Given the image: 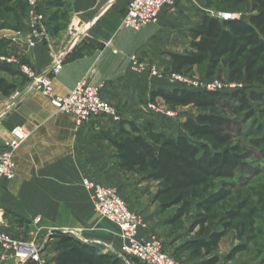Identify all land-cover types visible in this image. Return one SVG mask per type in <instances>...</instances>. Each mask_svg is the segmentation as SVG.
I'll return each instance as SVG.
<instances>
[{
  "label": "crops",
  "instance_id": "crops-1",
  "mask_svg": "<svg viewBox=\"0 0 264 264\" xmlns=\"http://www.w3.org/2000/svg\"><path fill=\"white\" fill-rule=\"evenodd\" d=\"M5 1L19 16L25 12L26 0ZM130 1L68 0L71 7L65 29L51 25L50 18L46 44L27 48L25 33L26 38L12 43L11 49L24 53L25 60L37 71L50 70L60 58L62 69L53 76L57 95L66 97L86 80L95 88L103 87L104 99L121 110L125 121L135 120L141 129L144 125L136 123L135 117L143 114L146 108L140 99L146 100L145 96L154 89L146 75L134 74L130 57L135 55L162 65L172 62V53L190 52V31L219 0H176L174 6H167L160 13L158 23L138 31L123 27ZM42 4L46 13V4L43 1ZM20 18V22L11 21V25L18 29L22 22L26 24V12ZM16 77L22 79L16 83L21 84L17 94L6 99L0 94L3 98L0 100V149L8 142L15 127H25L30 136L17 151L16 177L0 184V208L12 209L32 220L39 216L40 230L44 234L87 228L89 235L81 238L79 234L78 239L91 240L92 245L104 253L119 255L122 246L119 229L98 216L83 187V179L108 185L113 175L123 173L119 169L118 150L108 140L119 132L120 126L96 118L79 127L73 114L58 112L47 97L31 89L29 81ZM155 118H149L148 122L155 124ZM152 204L151 208H137L149 224L148 229L140 232L143 239L154 236L153 199ZM6 212L7 216L12 215ZM8 225L6 220L2 230L31 241L24 239L13 224ZM51 254L49 264H53L56 256ZM0 264L21 263L11 259Z\"/></svg>",
  "mask_w": 264,
  "mask_h": 264
},
{
  "label": "trees",
  "instance_id": "trees-1",
  "mask_svg": "<svg viewBox=\"0 0 264 264\" xmlns=\"http://www.w3.org/2000/svg\"><path fill=\"white\" fill-rule=\"evenodd\" d=\"M240 7L252 2L248 18L220 20L205 13L202 21L189 33L192 50L170 54L171 67L177 71L206 65L210 77L225 70L231 82L264 87V0H223ZM10 10V8L8 7ZM3 75L21 76L15 66L0 63V94L10 97L19 90L16 83ZM162 100L174 107L193 106L198 111L221 108L223 102L237 117H255L251 101H264L263 94L244 90L228 92L195 91L186 88L155 89L151 99ZM233 119L216 112H199L187 117L182 124L184 134L173 135L155 129L152 123L140 129L134 122L124 121L120 130L108 140L117 150L119 169L124 174L134 173L156 185L153 203L163 211L178 207L171 222L187 217L193 208L196 215L192 231L199 229L200 239L189 241L187 248L196 256H205L200 264H218L215 255L224 232H215L217 204L230 196L225 181L235 177L241 168L239 147L233 145ZM264 153V136L256 140ZM222 149L223 147H227ZM246 209L247 205L242 204ZM232 211L226 215L231 226L239 215ZM52 252L53 264H138L128 262L118 254L104 253L96 246L83 242L74 234L55 230ZM238 248L237 253L241 252Z\"/></svg>",
  "mask_w": 264,
  "mask_h": 264
},
{
  "label": "rangeland",
  "instance_id": "rangeland-1",
  "mask_svg": "<svg viewBox=\"0 0 264 264\" xmlns=\"http://www.w3.org/2000/svg\"><path fill=\"white\" fill-rule=\"evenodd\" d=\"M6 2L7 1L3 2V0H0V58L7 57L18 59L22 57L25 60V54L11 49V44L19 42L21 38H26V25L22 22L20 28L17 29L16 26L10 23L11 21L20 22V16L23 15L24 17L25 12L21 13L19 16V14L15 13ZM43 3L46 4V15L49 19V23L51 18V25L57 24V29H65V22L68 21L71 7L68 0H43ZM252 5L253 3L249 2L240 7H235L232 4H225L223 0H219L217 4L212 5L210 12H213L215 15L218 13L240 14L244 18H248ZM22 58L21 60H23ZM157 66L163 74L162 77L151 76L147 73L137 74L134 72V74L137 76L146 75L148 79L151 80L154 90L161 89L158 87L179 85L170 77L173 72L182 74L183 76L185 75L191 79L200 80L201 82H213V80H218L225 85L234 83L229 80L227 77L228 73L223 69H220L217 75L210 77L207 73L206 65L184 68L182 71L175 70L171 67V63H164ZM3 76L14 83L22 81V79L16 76ZM22 77L29 81L25 76L22 75ZM20 85L21 84H19V86ZM242 85L243 88L241 90H244L248 96L251 93L264 95V87L260 85H247L244 83ZM16 92L15 94H17ZM146 96V100L143 101L140 99V102L144 104L146 108L145 112L135 117L136 123H142L144 125L143 128L146 124L150 123L148 122L150 120L149 118L156 117L155 119H157V122H155V124L152 123L155 129L173 135H181L184 134L182 124L185 119L190 116L194 117L199 112H216L233 119V126L230 132L232 133L233 145L239 147L241 168L235 172V177L225 181L227 183L226 188L230 191L229 198L217 204L215 212L217 222L213 230L215 232H224L226 236L220 241L218 251L215 255L219 257L218 264L264 263V153H262L259 146L256 144V140L264 136V101H251L253 110L255 111V117L246 119L244 117L246 112L240 117H237L230 111L228 107L231 106L233 102L229 104L223 102L221 108H215L211 111H198L193 106L174 107L166 104L162 98L152 100L151 94ZM0 100H3V98L0 97ZM150 103L158 104L165 109L174 110L177 113V117L168 119L163 115L154 114L149 109ZM228 147L229 146L223 147L222 149ZM112 179L110 184H106V186L111 188L114 187L125 199L128 207L135 213H142L137 210V208L143 210L145 207L151 208L153 206L152 199L156 194L155 184L148 183L142 176L134 173H122L117 176L113 175ZM84 189L93 203L91 194L85 187ZM244 203L247 205L246 209L243 208L242 204ZM5 210L8 211L9 215L10 213L12 214L10 217L7 216L6 220L8 221V226L13 224L15 228L20 230L24 239L36 241L40 246L42 245L44 247L45 258L49 261L52 257L53 245L51 243L53 242L51 241L54 240L51 237L53 233L44 234L42 230H40V222L36 223V220L40 219L41 221V218L38 216L32 220L24 217V214L12 209L5 208ZM153 210L154 222H156L155 225H153V234L154 237H159L161 239L165 250L181 262L187 264H200L205 259V256H196L194 251L187 248L189 241L200 239L199 229L193 231L191 229L196 215V209L193 208L192 212L187 215V217L173 223L171 220L176 214L178 207H172L167 211H163L161 205L155 203ZM232 211H239L240 213L235 221L231 223V226L227 227L225 223L230 220L226 219V215ZM101 219L111 223L105 218ZM113 225L116 224L114 223ZM78 231L81 238L87 237L90 233L87 228L79 229ZM238 248L241 249L239 253L236 251Z\"/></svg>",
  "mask_w": 264,
  "mask_h": 264
},
{
  "label": "built area",
  "instance_id": "built-area-1",
  "mask_svg": "<svg viewBox=\"0 0 264 264\" xmlns=\"http://www.w3.org/2000/svg\"><path fill=\"white\" fill-rule=\"evenodd\" d=\"M42 1L26 0L25 2L27 38L24 44L27 48H33L39 43L46 44L49 41V19L42 9ZM175 4L176 0H131L124 15L123 27L138 31L156 24L160 20V13L167 6ZM207 13L220 20L242 17L240 14L233 13L216 15L213 12ZM21 58H0V63L14 65L20 74L28 78L33 91L47 97L58 112L73 114L79 127L96 118L107 119L116 126H120L125 121L121 110L104 99L103 87L95 88L86 80L81 81L66 97L57 95L54 92L53 76L62 69L63 62L60 58L56 59L55 65L48 71L34 70L30 63ZM130 61L132 71L137 74L147 73L159 77L163 75L155 63L152 64L135 55L130 57ZM170 77L182 88L195 91L228 92L243 88L240 83L225 85L218 80L201 82L176 72H173ZM149 109L154 114L163 115L168 119L177 117L174 110L165 109L158 104L150 103ZM29 136L30 132L25 127L18 126L11 130L10 139L0 149V184L16 177L17 151ZM83 185L92 196L94 209L98 216L118 226L119 237L122 239L120 257L138 264H187L170 255L159 237L151 236V238L144 239L140 237V232L149 228L148 222L142 215L128 207L125 199L114 187L96 183L88 178L83 179ZM7 215V212L0 208V262L5 263L15 259L21 264H49L42 245L40 246L36 241L21 240L8 231L2 230V227L6 226ZM37 222H40V219L36 220ZM70 231L77 238L79 231Z\"/></svg>",
  "mask_w": 264,
  "mask_h": 264
},
{
  "label": "water",
  "instance_id": "water-1",
  "mask_svg": "<svg viewBox=\"0 0 264 264\" xmlns=\"http://www.w3.org/2000/svg\"><path fill=\"white\" fill-rule=\"evenodd\" d=\"M66 232H70V231H66ZM82 241H83L84 243L87 242V243L92 244V241H91V240H88V239H83Z\"/></svg>",
  "mask_w": 264,
  "mask_h": 264
}]
</instances>
